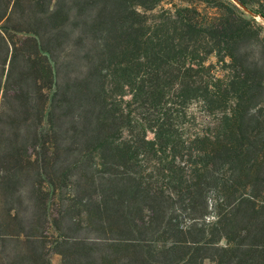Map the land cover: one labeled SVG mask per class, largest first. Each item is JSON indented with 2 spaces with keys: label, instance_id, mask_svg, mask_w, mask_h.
Returning <instances> with one entry per match:
<instances>
[{
  "label": "trees",
  "instance_id": "obj_1",
  "mask_svg": "<svg viewBox=\"0 0 264 264\" xmlns=\"http://www.w3.org/2000/svg\"><path fill=\"white\" fill-rule=\"evenodd\" d=\"M181 1L0 0L42 80L0 134V264H264V48L230 0Z\"/></svg>",
  "mask_w": 264,
  "mask_h": 264
},
{
  "label": "rangeland",
  "instance_id": "obj_2",
  "mask_svg": "<svg viewBox=\"0 0 264 264\" xmlns=\"http://www.w3.org/2000/svg\"><path fill=\"white\" fill-rule=\"evenodd\" d=\"M166 1H171L176 4H185V2H182L181 0H163L162 4L160 6L169 7L168 3ZM234 4L238 6V8L247 15L252 22L256 25L258 29L257 36L252 40L253 43V49L255 50V53L257 54L261 52L262 48H264V17L258 13V11H262L264 13V1H261L259 3H256L255 5L251 6V8L245 9L241 7L236 1L230 0ZM210 4H215V0H209ZM183 4V5H184ZM205 4H201L200 6L203 7ZM207 11L212 12L213 9H207ZM62 33L60 34L54 44L55 45V53L59 55L61 58V61L66 63L70 57H68V45L73 42L74 34H71L70 36L68 33ZM23 36L19 33H7V42L5 45L4 42L0 41V134L3 133L4 129L10 131L9 122L13 117H17L19 113L20 107V100L17 99L19 88L21 90H26L30 92L31 97V105H35L36 103H39L41 101V95L39 93V86L42 83V80H40L36 85L33 84L32 80H27L22 75H24L26 68L28 67L25 62V51L24 46L22 43ZM52 45V44H51ZM70 53V51H69ZM13 55V60L10 63V57ZM210 60L212 62H215V58L211 57ZM72 66H63L64 71H72ZM7 77V78H6ZM45 93H48L47 89L44 88L43 90ZM45 100V97H43ZM23 115V114H22ZM20 115V116H22ZM25 116L30 118L32 125V130L37 124V127L39 124L34 119L35 111L31 109L30 112L26 113ZM38 129V128H37ZM37 150L36 146H29V154L35 153ZM64 193V192H63ZM50 264H61V257L59 254H56L54 252L50 253Z\"/></svg>",
  "mask_w": 264,
  "mask_h": 264
}]
</instances>
